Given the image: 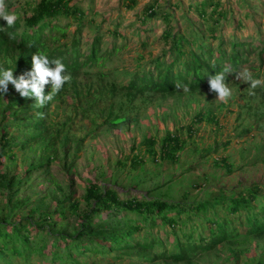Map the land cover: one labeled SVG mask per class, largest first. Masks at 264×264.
<instances>
[{"label":"rangeland","instance_id":"obj_1","mask_svg":"<svg viewBox=\"0 0 264 264\" xmlns=\"http://www.w3.org/2000/svg\"><path fill=\"white\" fill-rule=\"evenodd\" d=\"M38 1L6 0L7 10L22 19L33 14ZM209 1L136 0L133 5L132 0H75L72 5L81 8L84 18L81 23L71 17L58 20V24L68 29L61 45L71 43L77 37L81 51L86 52L95 36L100 34L103 52L112 50L114 46L120 48L103 69V72L109 73L103 81L112 80L121 86L134 74L149 70L153 65L152 60L159 58L166 62L172 58L171 44L164 38L168 30L187 38L199 32L209 40L208 27L213 25L216 33L225 41L252 39L255 49L244 67L252 72L254 78L264 77V62L259 58L264 47L261 46L264 43V0H211L212 5L208 4ZM202 3L207 5L206 12L212 17L210 20H204L196 9ZM150 6L155 8L158 15L145 19V10ZM108 31H117L119 35L108 34ZM77 83L84 86L89 80L78 79ZM228 85L232 89V96L227 102L217 101V94L209 88L188 93L177 90L164 95L139 96L131 104L118 88L116 110L120 102L125 103L122 113L125 117L119 126H102L93 135L87 136L86 133L94 129L91 118L79 115L70 129L69 138L65 140L67 130H64L58 136L55 149H46V144L38 142L26 149L12 147L14 159L2 157V130L9 126V139L22 141L26 137L20 132L23 125L12 124V121L24 119L26 115L17 107L12 112L20 114L19 117H8L5 110L14 94L8 88L7 95L0 93V177L10 180L14 176L17 179V192L11 194L0 186V215L8 213L17 201L26 200L23 206L13 209V220L32 216V210H36L33 216L38 219L41 212L53 213L60 201L68 199L71 194L74 197L67 206L80 202L81 211H87L89 206L82 196L93 179L107 187L115 186L122 199L130 196L141 199L143 192L151 191L157 185L161 187L150 195L172 201H178L184 195L188 196V201L222 197L231 194L232 190L254 184L264 188V120L260 122L259 118L264 112L261 96L259 92L250 95L247 90L250 85L242 81L236 80ZM83 92L88 91L83 88ZM108 105L107 102L101 107ZM70 110L66 103L52 102L48 117L50 132L54 133L57 129L51 124L64 122ZM35 114L34 111L30 113ZM97 119V123L101 124L103 119ZM247 127H250V132L238 138L239 133ZM168 134L178 135L183 141V150L178 153L179 158L175 163L159 157L161 144ZM82 138L84 140L78 146L77 141ZM149 138L156 141L153 147L157 151L155 158L145 144ZM226 141H231L228 147L224 146ZM208 150L212 151L207 153ZM253 156L260 158L257 164H254ZM136 157L144 161L137 170L130 168ZM223 157H228L234 164L230 174L222 163L218 165L214 161ZM39 161L45 163L43 167L28 172ZM20 179L23 180L18 183ZM194 182L206 184L201 186L202 189H194ZM75 221L73 216L69 218L70 230L75 226L78 228ZM66 225L59 220L54 229L59 230ZM239 227L244 229V226ZM95 259L85 261L92 263ZM196 260L194 264L264 263V239L247 244L235 242L223 245ZM96 263L150 264L138 257L97 259Z\"/></svg>","mask_w":264,"mask_h":264},{"label":"trees","instance_id":"obj_2","mask_svg":"<svg viewBox=\"0 0 264 264\" xmlns=\"http://www.w3.org/2000/svg\"><path fill=\"white\" fill-rule=\"evenodd\" d=\"M74 1L39 0L31 16L26 15L17 20L14 27L6 30L15 33L14 40L9 39L5 31H0V56L3 51L11 53V62L6 68L14 72L15 78L31 70L32 55L38 50L45 52L50 60L61 59L72 76L71 82L66 83L53 99L66 103L71 108L64 122L51 124L52 127L57 126L54 133L49 131L48 123L51 102L37 107L35 98H23L20 94L11 96L5 112L9 114L8 117H19L20 114L12 111L17 107L18 110L22 109V114L26 117L14 119L12 124H22L20 132L26 137L22 141L9 139V126H5L1 137L2 157L14 159L12 147L21 146L26 149L36 142L46 144V149H55L58 136L64 133V130H67L64 133L65 140L69 138L70 129L79 115L91 118L94 129L86 133L87 136L93 135L102 126H119L125 117L122 115L125 103L120 102L116 110L115 98L118 88H121L125 100L131 104L139 96L173 93L177 91L176 82L188 85L190 91L209 89V76L215 75L224 66L232 69V73L226 77V83H234L235 73L249 63L248 58L255 49L251 38L225 41L216 33L213 25L208 27L209 40L199 32L187 38L181 34L174 35L168 30L164 38L171 44L172 58L166 62L159 58L152 60L153 65L149 70L134 74L128 82L119 86L112 80L103 81L109 74L103 72V69L120 48L114 46L112 50L103 52L100 34L95 36L86 52L81 51L77 37L71 43L61 45L62 40L67 37L68 29L58 24V20L71 17L81 23L84 18L81 8L72 5ZM132 2L133 5L136 4V0ZM208 4L214 3L210 0ZM206 6L202 3L196 9L207 21L212 17L207 14ZM157 15L153 6L145 10V19L155 18ZM18 30H22L20 35ZM110 33L119 35L117 31H108V34ZM261 46H264V43ZM15 52L18 54L12 55ZM259 58L264 62V47ZM78 79H87L89 83L82 86L77 83ZM83 88L88 92L95 89V94H85ZM50 91L51 85L45 86V95ZM254 92H259L261 103L264 105V86L256 88ZM84 99L87 101L84 102ZM107 102L108 107H101ZM32 111L36 114L30 115ZM258 111L261 113L260 108ZM39 113L43 116H39ZM97 118L103 119L101 124L97 123ZM259 118L260 122L264 120V112ZM250 127L239 133L238 138L249 133ZM84 138L77 141L78 146H81ZM230 143L231 141H226L224 146L228 147ZM145 144L155 158V139L149 138ZM183 147L180 136L168 134L161 144L159 157L163 161L175 163ZM252 158L254 164L260 160L259 157ZM214 161L218 165L222 163L229 174L233 171L234 164L228 157ZM143 162L140 157H136L132 160L130 168L137 170ZM44 164L39 161L37 165H32L28 172L42 168ZM21 180L23 179L18 183ZM93 180L82 196L89 206L87 211H81L80 202H72L67 206L68 201L74 197L71 194L68 199L60 201L59 207L53 213L41 212L38 219L33 216L36 210H32V216L13 220V209L23 206L26 200L17 201L8 213H2L0 264H97V259L121 260L126 257L144 258L150 264L171 263V260L185 262L190 261L193 255L197 257L214 251L220 244L230 243L243 236L247 239L264 237V188L260 184L244 187L238 192L233 191L230 200L217 197L188 201V196L184 195L180 200L172 201L150 195L161 187L158 185L151 191L143 192L141 199L132 196L122 199L115 186L107 187ZM16 181L14 176L10 180L0 177V186L13 194L17 192ZM192 186L194 189H202L204 184L194 182ZM72 216L78 228L75 226L70 230L71 225L68 222ZM59 220L67 225L56 230L54 226ZM244 224L246 233H242L238 226ZM91 258L96 259L92 263L85 261ZM258 264L264 263L259 261Z\"/></svg>","mask_w":264,"mask_h":264},{"label":"clouds","instance_id":"obj_3","mask_svg":"<svg viewBox=\"0 0 264 264\" xmlns=\"http://www.w3.org/2000/svg\"><path fill=\"white\" fill-rule=\"evenodd\" d=\"M0 25L2 24L3 27H0V31H5L8 35L9 39L14 40L15 33L7 32L9 28L15 26L17 20L19 19L18 15L14 12H9L7 10L6 0H0ZM21 31H18V35L21 34ZM18 52L13 53L12 55H17ZM11 53L2 52L0 56V93L4 95L8 94V88L10 89V93L14 92V95H21L23 98H35L37 107H43L49 102H53L54 97L62 90L63 86L66 83L71 82L72 76L67 71L66 65L62 62L61 59H49L48 55L43 51H37L32 55V67L30 71L25 72L24 74L20 75L18 78H15L14 72L6 67H9L11 62L10 59ZM232 73V69L229 66H224L221 71L217 72L215 75H211L208 78L209 88L212 92L217 94V101L220 102H227V100L232 96V89L229 87L228 83H226L227 75ZM235 79L237 81H242L245 84L250 85L248 87V92L250 95H254L255 90L258 87L264 86V77L261 78H254L252 72L247 68L244 67L242 70L235 73ZM9 84L10 87H9ZM73 84V83H72ZM51 85V91L49 94L45 95V86ZM88 88V87H87ZM175 89L183 90V92L188 93L190 88L186 84H182L180 82L175 83ZM88 91V90H86ZM93 91V92H91ZM90 92H86L85 94L93 93L95 94V89L91 90ZM13 95V94H12ZM84 97V96H83ZM87 99L89 98L86 96ZM52 105V104H51ZM39 116H43L42 113L38 114ZM159 159L157 158L158 162ZM206 183H204L205 185ZM234 190L231 191V193ZM239 190H236L238 192ZM227 194V193H226ZM158 198V197H157ZM220 199L225 198L227 200L232 199L230 194L219 196ZM225 212H223L224 214ZM245 215V212H243ZM245 220V219H244ZM244 226L242 233H246V226ZM264 237L258 238H250L247 239L245 236L238 238L230 243L239 242V244H247L251 242H257L258 240H262ZM230 243H224L217 246L216 250L219 249L223 245H227ZM210 251L211 252H215ZM171 252V250H170ZM206 254V253H204ZM201 254L197 257L193 255L190 261L185 262H174L171 260V263L165 264H194L197 258L201 257ZM159 264V263H155Z\"/></svg>","mask_w":264,"mask_h":264}]
</instances>
